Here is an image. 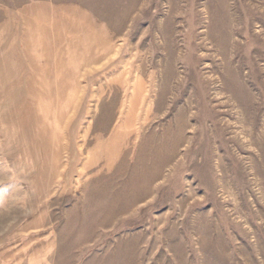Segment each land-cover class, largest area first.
Returning a JSON list of instances; mask_svg holds the SVG:
<instances>
[{"label":"rangeland","instance_id":"1","mask_svg":"<svg viewBox=\"0 0 264 264\" xmlns=\"http://www.w3.org/2000/svg\"><path fill=\"white\" fill-rule=\"evenodd\" d=\"M0 264H264V0H0Z\"/></svg>","mask_w":264,"mask_h":264}]
</instances>
